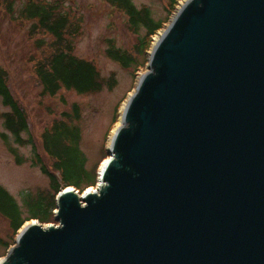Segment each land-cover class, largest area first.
<instances>
[{"label": "water", "instance_id": "95a60500", "mask_svg": "<svg viewBox=\"0 0 264 264\" xmlns=\"http://www.w3.org/2000/svg\"><path fill=\"white\" fill-rule=\"evenodd\" d=\"M93 191L0 264H264V0H181Z\"/></svg>", "mask_w": 264, "mask_h": 264}, {"label": "trees", "instance_id": "16d2710c", "mask_svg": "<svg viewBox=\"0 0 264 264\" xmlns=\"http://www.w3.org/2000/svg\"><path fill=\"white\" fill-rule=\"evenodd\" d=\"M110 7L123 13L127 18V28L135 35L132 47L121 49L112 39H106L105 55L121 68L136 71L144 69L147 51L157 31L162 29L178 0H164L167 18L154 20L147 6L136 7L131 0H104ZM4 8L10 16L16 14L21 21L31 23L27 34L40 50V57L33 61V72L38 79L42 94L56 95L60 89L73 90L82 95L100 92L106 87L112 90L116 79L114 74L107 78L101 77L92 61L78 58L73 54L74 39L79 35L80 20L66 10L61 0H26L17 13L14 11L13 0H3ZM39 36V37H38ZM50 39L45 41V37ZM33 60V59H32ZM7 73L0 66V101L6 112H0V121L4 132L0 137L7 145L15 163L23 162L17 155V150L9 144V136L17 146H29L33 154L32 164L39 166L40 171L49 179L50 191L38 192L34 196L24 195L23 205L27 215L16 200L0 185V215L8 221L11 239L6 241L0 237V248L4 251L12 245L17 230L26 221L35 219L40 224L50 223L56 209V194L66 186H72L78 192L88 187L96 186L98 166L100 162L89 166L85 153L80 150L81 130L77 125L80 110L77 105L71 106V112H62L49 128L42 131L40 136L41 151L47 157L48 163L43 162L37 151V146L29 135L26 112L18 100H15L7 85ZM117 109L113 116L116 123ZM108 154V152H107ZM106 157L103 156L104 160ZM102 159L100 161H102ZM2 254H0V257Z\"/></svg>", "mask_w": 264, "mask_h": 264}, {"label": "rangeland", "instance_id": "374dc122", "mask_svg": "<svg viewBox=\"0 0 264 264\" xmlns=\"http://www.w3.org/2000/svg\"><path fill=\"white\" fill-rule=\"evenodd\" d=\"M13 1L16 13L26 2ZM131 1L138 8L147 6L154 20L167 18L164 0ZM61 3L66 10H70L75 19L80 20V33L73 41V54L78 58L92 61L101 77L107 78L114 74L116 79L114 88L108 90L104 87L100 92L82 95L62 88L54 96L43 95L33 72V61L40 57V50L27 34L31 23L21 21L16 14L10 16L4 8L6 3L3 0H0V66L6 70L7 85L11 94L26 112L29 133H23V137L29 135L32 137L43 162L48 163L47 157L41 151L42 131L49 128L55 119L60 118L62 112H71V106L75 104L80 110L77 121L81 130L80 150L85 153L89 166L100 162L99 170L102 164L100 160L103 156H108L106 149L114 128L118 125L122 105L134 90L137 77L144 69L141 72L136 71L134 75L131 70L121 68L105 55L106 39H112L116 46L123 50H129L135 42V35L127 28V18L123 13L110 7L104 0H61ZM49 39L48 36L45 37V41ZM116 109L118 118L116 123H113ZM6 110L0 101V112ZM1 132L4 130L0 121ZM9 144L16 148L17 155L22 157L23 162L19 165L15 163L14 156L0 137V185L12 195L20 209H23L22 215L26 216L24 195L34 196L38 192L50 191L51 186L48 177L40 171L39 166L32 164L33 154L30 145L17 146L10 136ZM57 224L54 215L52 222L46 225ZM11 234L8 221L0 215V237L10 241ZM0 254L2 257L5 256L2 247Z\"/></svg>", "mask_w": 264, "mask_h": 264}, {"label": "bare ground", "instance_id": "6f19581e", "mask_svg": "<svg viewBox=\"0 0 264 264\" xmlns=\"http://www.w3.org/2000/svg\"><path fill=\"white\" fill-rule=\"evenodd\" d=\"M109 143H110V141H109ZM109 145V144H108ZM108 158V157H107ZM107 164V159H104L103 161H102V165L100 166V168H99V172L101 171V169L105 166ZM101 173H99V175H100ZM90 191H92V190H90ZM30 225V224H29ZM1 261H2V259L0 260V263H1Z\"/></svg>", "mask_w": 264, "mask_h": 264}]
</instances>
